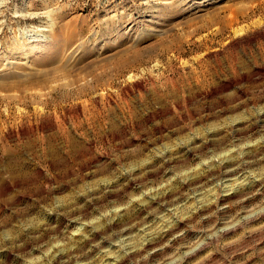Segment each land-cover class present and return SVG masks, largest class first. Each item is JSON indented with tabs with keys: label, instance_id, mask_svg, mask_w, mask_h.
Segmentation results:
<instances>
[{
	"label": "rangeland",
	"instance_id": "rangeland-1",
	"mask_svg": "<svg viewBox=\"0 0 264 264\" xmlns=\"http://www.w3.org/2000/svg\"><path fill=\"white\" fill-rule=\"evenodd\" d=\"M0 264H264V0H0Z\"/></svg>",
	"mask_w": 264,
	"mask_h": 264
},
{
	"label": "bare ground",
	"instance_id": "bare-ground-1",
	"mask_svg": "<svg viewBox=\"0 0 264 264\" xmlns=\"http://www.w3.org/2000/svg\"><path fill=\"white\" fill-rule=\"evenodd\" d=\"M35 15V14H34ZM32 36L34 37L35 35L34 34H32ZM27 48V47H26ZM13 60L12 59H10V61L9 62H12ZM13 84V83H12ZM13 86V85H12ZM6 88V87H5ZM231 173V170L230 171H225L224 172V175H227V176H229V174ZM223 178V177H222ZM227 178H230V177H227ZM228 184V183H227ZM223 197H224V194H222L221 193V195H220V198L221 199H223Z\"/></svg>",
	"mask_w": 264,
	"mask_h": 264
}]
</instances>
